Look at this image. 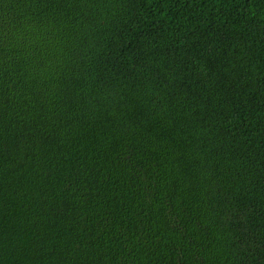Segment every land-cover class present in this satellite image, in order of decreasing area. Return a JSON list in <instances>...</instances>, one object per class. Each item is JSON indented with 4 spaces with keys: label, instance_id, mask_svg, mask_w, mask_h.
Masks as SVG:
<instances>
[{
    "label": "trees",
    "instance_id": "1",
    "mask_svg": "<svg viewBox=\"0 0 264 264\" xmlns=\"http://www.w3.org/2000/svg\"><path fill=\"white\" fill-rule=\"evenodd\" d=\"M0 264H264V0H0Z\"/></svg>",
    "mask_w": 264,
    "mask_h": 264
}]
</instances>
